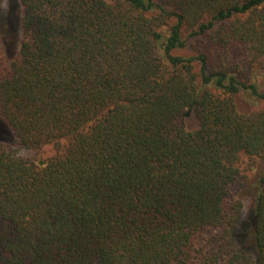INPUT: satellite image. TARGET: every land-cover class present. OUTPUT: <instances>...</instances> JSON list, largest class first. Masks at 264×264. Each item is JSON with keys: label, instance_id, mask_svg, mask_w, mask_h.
<instances>
[{"label": "trees", "instance_id": "16d2710c", "mask_svg": "<svg viewBox=\"0 0 264 264\" xmlns=\"http://www.w3.org/2000/svg\"><path fill=\"white\" fill-rule=\"evenodd\" d=\"M10 2L0 264H264V0Z\"/></svg>", "mask_w": 264, "mask_h": 264}, {"label": "rangeland", "instance_id": "374dc122", "mask_svg": "<svg viewBox=\"0 0 264 264\" xmlns=\"http://www.w3.org/2000/svg\"><path fill=\"white\" fill-rule=\"evenodd\" d=\"M10 3H11L10 0H0V16L1 17L3 16V14H5V11H7V9H9ZM238 107L240 110H243V111L247 109V106H245L244 104H241V103L238 105ZM184 124H185V127L187 129H194L196 127L197 122L193 117H190L184 121ZM53 155H54V151L52 150V148L51 147H45L42 151V154L39 153V156L37 158L40 157L41 159L45 160V159H47ZM246 174L251 177L252 175H255L256 172H255V170H248L246 172ZM238 200L241 203L239 213H238V228L242 229L246 223V220L248 218V215L250 214V211L253 208V204H254L253 193L249 194V195L244 194Z\"/></svg>", "mask_w": 264, "mask_h": 264}]
</instances>
